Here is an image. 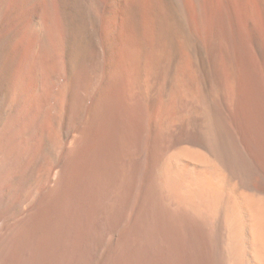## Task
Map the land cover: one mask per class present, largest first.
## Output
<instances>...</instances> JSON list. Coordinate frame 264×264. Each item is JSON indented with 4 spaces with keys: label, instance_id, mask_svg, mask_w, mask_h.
Instances as JSON below:
<instances>
[{
    "label": "bare ground",
    "instance_id": "obj_1",
    "mask_svg": "<svg viewBox=\"0 0 264 264\" xmlns=\"http://www.w3.org/2000/svg\"><path fill=\"white\" fill-rule=\"evenodd\" d=\"M26 3L24 14L30 19L31 30L43 33V27L53 22L69 29L67 54L69 58L71 50L75 57L74 66L70 63L68 69L73 88L67 109L70 130L65 146L54 155V170L48 183L36 191L33 204L22 215L18 212L20 217L0 235V264H264V164L247 147L230 118L222 75V64L229 68L235 65L234 49L238 43L241 45L233 5L249 3L257 13L250 27L256 96L254 117L259 128L264 127L261 79L264 0H222L221 40L216 31L219 36L214 37L211 49L203 50L200 55L197 52L198 86L192 82L190 62L183 61L174 102L168 105L162 97L163 107L155 114V94L165 79H172L180 63L179 41L192 36L202 44L195 22L196 2L80 0L73 5L70 0H27ZM146 7L155 22V44L150 46L141 41L142 57L138 59L136 76V92L140 96L127 119L121 115L115 79L99 82L97 78L109 66L106 56L118 36L117 25L101 36V13L106 11L116 16L118 25L134 31L142 40L146 38L141 22ZM16 19L11 21L14 28L5 32L0 28V33L3 32L0 34V119L13 87L11 58L17 48L14 41L24 24L19 19L15 27ZM22 29L20 33L26 28ZM62 53L59 45L58 64ZM53 78L62 95L65 87L61 78L58 74H53ZM150 78L147 92L150 98H147L144 83ZM56 111L58 116L63 115L60 106H56ZM177 114L180 115L175 118ZM8 160L0 159V172L3 166L10 165ZM34 172V167L28 169L26 181L20 183L21 193L28 183L35 181ZM11 198L12 191L8 190L0 199V217L12 209ZM101 236L104 238L99 239ZM97 238L100 244L96 247L93 241Z\"/></svg>",
    "mask_w": 264,
    "mask_h": 264
},
{
    "label": "rangeland",
    "instance_id": "obj_2",
    "mask_svg": "<svg viewBox=\"0 0 264 264\" xmlns=\"http://www.w3.org/2000/svg\"><path fill=\"white\" fill-rule=\"evenodd\" d=\"M1 1L3 3H1ZM18 1L19 0H0V7H1V9H0V28L2 29L3 32L7 31V29H9L10 27L12 28V26L14 24L11 25V21L14 18H17L15 21V27L17 26L16 23L19 22V19L21 21L23 20L22 22H24V24H25V25L22 24L23 27L22 26L20 27V31L18 32V35H20V36H17L15 41H14L13 46H14V48L17 47L18 49L15 48L17 52L15 51L16 53L14 52V54L11 58V62H12L11 64L12 65L14 64L13 65V76L14 77H13V82H12L13 87L11 88L12 92H10V100L11 101L9 100V103H8V105H7L5 111H4V113L0 119V132H1V130L3 131L0 133V136H2V134H3V137H5V138L0 137L2 140V141L0 140L1 141L0 142V148L4 147L6 145L5 148L0 149V155L2 156V157L0 156L1 157L0 159H4V158L9 159L7 165H9V163H10V165L6 166V168L3 166L2 167L3 170L0 172V199H3L5 196V193L8 190H11L12 191L11 204H12V209H13V210L11 209L10 211H8V213L4 214L3 217H0V229H1L0 235L2 234V232L4 233V231L8 225H10L12 222H14V220H16L17 218H19L20 215H22L33 204V201H34L35 195H36V191L40 190L41 188H44L46 186V184L48 183V180L51 176V172L54 170V165H55L54 155L57 154L58 151L62 150V148L65 146V142H66L67 137L69 135L70 123H68L69 117L67 115V111H68L67 109H68V105H69V102L71 99L70 98L71 94H73L72 93L73 88H72V84L69 80V70L68 69H69L70 63H71V66L72 65L74 66V64H75L74 58L75 57H74V54L71 50H69V58L71 57L70 59L68 58V54H67L68 53L67 46H68V42H69V39H68L69 38L68 37L69 36L68 35L69 29L65 26L61 27L59 24H57V22L56 23L53 22V23L43 27V33H40L39 31L37 32L36 30L35 31L31 30L32 26H31L30 19L27 15H25L26 14L25 4L27 5V3H26L27 0H25L26 2L24 0L23 1L20 0L19 2ZM70 1L73 3V5H76V3L80 2V0H70ZM104 1H107V0H104ZM17 3H18V5H17ZM193 3H195V4H193L195 6V13L194 14H196L195 16L197 19V20H195V22H196V25L198 28L200 39L202 40V44H198V42H196V40L192 36L191 37L189 36V39H188V36H186L185 38H182L179 41V48H181L180 50L182 51L181 56H180V61H179L180 63L178 65L177 71L174 74V76L172 77V79L170 77L169 78L167 77L168 79H165L162 82L163 84H161L159 86V89L155 94V96H156L155 97V103L156 104L154 107V112H153L154 114L156 112H158L161 107H163V103L165 102L164 100H166L168 105H171L174 102V100H175L174 97L176 96V95L174 96L175 87H176L175 85L177 83L178 74L180 72L179 66L181 65V63L183 61L184 62H190L189 64H190V67L192 69V73H191L192 82L197 84V86H198V81H199L198 70L200 67V63H199L200 62V59H199L200 56L199 55L203 50L209 51L211 49L210 47H212V45H213L212 42H213L214 37L219 36L217 32H219V31L221 32V22H219V21H221V15H222V9H221L222 8L221 7L222 0H193ZM248 4L242 5V4L237 3V4L233 5V11L235 14V18L237 19L236 20V30H237L238 34L240 35L241 45H240V43H238V46L234 49L236 57L234 58L235 61L233 64H235V65H232L229 68L226 65L222 64V67H223L222 68V75H223V80H224L225 91H226L227 96H228L227 97V111L230 115V118H231L233 124L236 126L237 130H239V133H241V137H243L242 138L243 141L245 142L246 145H248L247 147L264 164V127L259 128L257 122L255 121L256 118L254 117L255 116V98H256V96H255V89H253L254 88V55L252 52L253 51V44H252V40H251L252 30L250 27H252V22L254 21V18H255L257 13L254 10L253 5L249 6L250 4L249 5ZM16 8H18V9H16ZM17 10H18V12H17ZM148 13H149V11L146 7V9L143 13L144 18L142 17V21H141L142 27H143V25L145 27V28L143 27L144 28L143 30L146 29L145 31H143L144 32L143 34L145 35V36L143 35V38L144 37H146V38H144L142 40H140L139 37L136 36L134 31H132V30L128 31L122 25L121 26L118 25L116 16H114L115 17L114 18L113 15H109L108 13H106V11L101 13V24H100L101 36L102 37L106 36L105 33H106L107 29L111 30L117 26L118 27L116 28V31L118 30L117 31L118 36H117L116 42L113 44V46L111 48L110 54L108 53L106 56V59H107L106 62H109V61L110 62H109V66H107V68L105 69L106 71L102 74L105 77H103L99 73L100 75L97 78H98L99 82L105 81V80L107 81L108 78L110 79V81L113 78L115 79V81H114L115 85L114 86L117 87V89L116 88L115 89H116L117 93H119L118 96L120 98L121 110H122L121 115L123 117L127 116V119L130 117L132 108L140 96V92H138V93L136 92L137 91L136 85H138V81H137L138 80V78H137L138 73L137 72L139 69V64H138L139 60L138 59L139 58L141 59L142 49H143V42L141 44V41L144 40L146 42V44H148L150 46H153V44H155V38H154L155 22L152 19H150ZM21 15L24 18L21 17ZM7 16H9V17H7ZM9 18L11 19L10 21H9ZM24 19L28 20L29 24H28V21L26 22V20H24ZM147 21H149V22H147ZM152 22H154V23H152ZM149 23H150V25H149ZM151 23H152V25H151ZM4 24L5 25L7 24V25L5 26ZM29 26H31V27H29ZM13 28H14V26H13ZM22 28H24V29L26 28V29L23 31V33H20L23 30ZM29 28H30V30H29ZM152 29H154V30H152ZM149 30H150V32H149ZM2 31H1V33H3ZM25 31L29 32V34L25 33ZM35 32H36V34H35ZM220 32H219V34H220V40H221V33ZM38 33L40 34V36ZM210 35L212 36V38ZM38 37H40V38H38ZM22 38H23V41H22ZM133 38H136V39L134 40ZM151 38H153V40ZM191 40H193V41H191ZM210 40H212V41H210ZM19 42H21V43H19ZM16 43H17V45H16ZM189 43H191V44H189ZM18 44H20L21 46ZM59 45L61 46L62 51H63V53L60 57V64L57 63V56H56L57 49H58ZM19 47H20V49H19ZM114 47H116V48H114ZM139 49H140V52H139ZM239 49H241V52ZM18 50H19V52H18ZM242 50H243V52H242ZM197 52H199L198 53L199 55L197 54ZM16 56H17V58H16ZM110 58H111V60H110ZM13 59H15V60L13 61ZM20 69H22V70L20 71ZM53 74H58L59 77L61 78V81L64 84L65 92L62 95L59 94L58 87H57V85L54 81V78H53ZM108 75H109V77H108ZM116 77H118V78H116ZM261 79H262V99H263L264 98V90H263L264 89V85H263L264 84V76L263 75H262ZM150 80H151V78L149 80L146 79L145 83H144V85H145L144 86L145 97H147V98H150V95L147 93L149 91V88L151 85ZM135 81H137V82H135ZM27 83L29 86L26 85ZM28 87H29V89H28ZM71 89H72V91H70ZM134 89H136V90H134ZM226 89H228V90H226ZM133 93H135V94H133ZM164 94H166V95H164ZM197 94H198V92H196V94L193 95L192 98L194 99ZM69 95H70V97H69ZM153 96L154 95L151 96V99ZM162 97L164 100L162 99ZM124 98H125V100H124ZM16 99L18 102L14 101ZM20 99L22 101H20ZM161 99H162V101H161ZM167 100H169V102ZM170 100H173V101H170ZM57 102H58V104H57ZM263 103H264V99H263ZM13 104L15 105V107H13L14 106ZM57 105L60 106L61 109L63 108V115L62 116L61 115L58 116V114H57V111H56ZM125 106L128 109H126ZM13 108L16 111L15 113H14ZM20 108H22V109H20ZM65 109H66V111H65ZM17 110H19V111H17ZM21 110H23V113L20 112ZM26 111L29 114H27ZM128 114H129V117H128ZM179 115L180 114H177L175 116V118H177ZM22 116H24V117H22ZM11 117L14 120L13 119L10 120ZM33 117L35 118V120L33 119ZM25 118H26V120H25ZM42 118H44V119H42ZM28 120H29V122H28ZM57 120L60 123H58ZM9 121H10V123H9ZM30 121H32V124H30L31 123ZM61 121L63 122V124H61L62 123ZM11 123H12V125H10ZM13 123H15V124L13 125ZM40 123H42V124H40ZM39 124H40V126H39ZM43 124H45V126ZM68 124H69V127H67ZM33 125L35 127L34 132L31 131L32 128H34ZM60 125H62V126H60ZM14 127L16 129H14ZM27 127H29V128H27ZM38 128L41 129V131H38L37 130ZM44 130H45V133H44ZM10 131H12V132H10ZM40 133H42L43 135L41 136ZM32 135H33V138H32ZM8 136L10 137L11 140L8 139L9 138ZM17 136H18V138H16ZM35 136H37V137H35ZM43 136H45L44 137L45 139L41 138V140H40V137H43ZM6 138L8 140H6ZM35 138H37V139H35ZM3 141H4V143H2ZM16 141H17V143H15ZM42 141H43V143H42ZM26 144L29 147L30 146L32 147L35 145L34 149H33V147L32 148L27 147ZM9 145H11L12 147ZM40 145H41V147H40ZM25 147H27V148H25ZM9 149L10 150L12 149L13 152L10 151ZM9 151H10V153H9ZM11 152H12V154H11ZM18 152H20L19 156H18ZM14 153H16L18 157L16 156V154L14 155ZM39 153H41V154H39ZM17 161H19V162H17ZM14 165H16V166L18 165V166L16 167ZM30 167H34V170H35L34 175H35L36 179L34 182L28 183L27 186L28 185L29 186L28 187L26 186L25 187L26 189L23 191V193H21L20 188L22 185L20 186V183L23 184L26 181V178H27L26 175H27L28 169ZM42 178H44V179H42ZM13 179H15V181ZM16 180H17V182H16ZM12 182L13 183L15 182V183L13 184ZM40 182H41V184H40ZM35 184L37 187L35 186ZM38 184H40V185H38ZM25 191H26V193H25ZM16 195H17L18 199H17ZM19 195H21V196H19ZM20 201H22V202H20ZM15 205H17V206L21 205V206L17 207ZM18 209H19V211H18ZM24 209H25V211H24ZM13 212L14 213L17 212V213H15L16 215ZM18 212L20 213V215ZM12 213H13V215H12ZM12 216H14V217H12ZM11 220H13V221H11ZM102 234L104 235V233H102ZM102 238H104V237L101 236L99 239H102ZM99 239L97 238L96 240L93 241V243L96 247L100 244V243L98 244ZM101 246H102V244L100 245V247Z\"/></svg>",
    "mask_w": 264,
    "mask_h": 264
}]
</instances>
